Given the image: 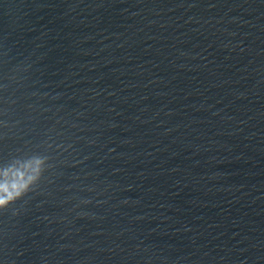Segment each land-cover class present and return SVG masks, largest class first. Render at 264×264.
<instances>
[{
  "label": "water",
  "instance_id": "1",
  "mask_svg": "<svg viewBox=\"0 0 264 264\" xmlns=\"http://www.w3.org/2000/svg\"><path fill=\"white\" fill-rule=\"evenodd\" d=\"M0 264H264V0H0Z\"/></svg>",
  "mask_w": 264,
  "mask_h": 264
},
{
  "label": "snow or ice",
  "instance_id": "2",
  "mask_svg": "<svg viewBox=\"0 0 264 264\" xmlns=\"http://www.w3.org/2000/svg\"><path fill=\"white\" fill-rule=\"evenodd\" d=\"M4 204V201H0V207H2Z\"/></svg>",
  "mask_w": 264,
  "mask_h": 264
}]
</instances>
